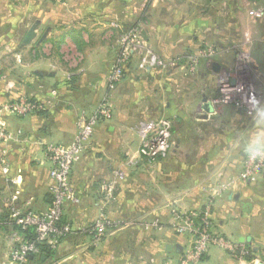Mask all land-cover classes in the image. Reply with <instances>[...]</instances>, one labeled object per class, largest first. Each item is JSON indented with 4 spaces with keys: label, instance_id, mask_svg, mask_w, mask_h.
<instances>
[{
    "label": "rangeland",
    "instance_id": "rangeland-1",
    "mask_svg": "<svg viewBox=\"0 0 264 264\" xmlns=\"http://www.w3.org/2000/svg\"><path fill=\"white\" fill-rule=\"evenodd\" d=\"M36 22V38L23 48L18 46ZM65 24L101 32L95 39L96 44L86 48L88 54H79L73 48L66 51L67 67L53 58L55 47H47L48 33L60 32V25ZM6 25L14 27L3 32ZM103 30H107L105 37L101 36ZM0 52V97L4 98L7 90L16 93L1 104L0 124L12 133L18 131L10 129L9 119L17 123L23 117L39 114L24 110V100H33L26 90L30 92L39 88L44 94V101L37 100L43 104L44 112L53 103L51 96L47 100L48 71L64 74L65 71L85 70L88 73L91 72L90 64H94V71L98 73L107 68L106 92L101 99H108L106 106L99 108L100 102L92 113L76 108L79 116L75 119L74 138L68 143L45 145V151L51 144L71 145L83 126L90 127L82 150L71 163L69 185L72 200L63 201L57 220L51 218L52 204L46 208H19L22 213L28 211L44 216L41 218L47 220L45 224L50 235H61L63 229L68 233L61 240L52 242L51 246L57 252L54 259L42 261L39 253L34 259H31L32 255L25 264H75L76 255L87 257L93 253L86 249V252L77 254L74 246L82 244V240L88 242L87 246L93 251L99 252L100 248L105 250L104 243L111 241L108 252L111 251V257L116 259L114 250L123 249L124 244L119 247L114 237H122L129 230L126 234L132 239L125 248L134 253L140 247V228L145 232L160 230L166 222H171L179 238L190 239L177 264L184 258L186 250L201 246L200 241L205 244L201 239L204 231L211 235V240L196 264L206 260L212 250L225 253L236 264H240V259L251 262L252 251L234 236L226 235L224 224L214 213L220 212L224 205L234 210L236 203L233 200L230 201L233 204L228 203L225 199L231 193L238 194L240 183L251 187L264 182V160L250 161L236 147L239 140L255 129L258 113L264 117V0H0ZM47 58H51L49 62ZM237 72L238 81L234 88L224 87L232 85ZM245 76L259 95L252 110L242 104L237 92L243 89L236 86L244 85ZM47 101L51 103L47 105ZM13 105H17L18 110L12 108ZM82 111L84 113H80ZM93 117L96 119L91 122ZM150 121L170 125L169 146L162 155L141 153V125ZM40 123L41 127L45 124ZM108 126L114 128L116 148L126 144L132 150L138 148L146 163L161 164L170 172L168 176L174 170L178 171L177 180L186 185L195 183L191 190H185L182 202L179 199L169 207V221L113 219L106 214L108 203L101 206L103 214L98 219L83 223L76 220L74 203L77 197L72 185V170L92 148V138L100 132L106 133ZM127 160L131 161L132 167L137 165L135 158L128 157ZM253 167H258L257 172L253 173ZM125 178L124 173L120 174L118 182ZM52 183V180L48 183L50 196H53ZM61 218L67 225L59 229L55 222ZM101 221L106 223L105 231L98 233L96 225ZM10 237L12 248L16 242L23 241L22 236L18 241ZM108 264H112L111 261Z\"/></svg>",
    "mask_w": 264,
    "mask_h": 264
},
{
    "label": "crops",
    "instance_id": "crops-1",
    "mask_svg": "<svg viewBox=\"0 0 264 264\" xmlns=\"http://www.w3.org/2000/svg\"><path fill=\"white\" fill-rule=\"evenodd\" d=\"M67 25H60V32L55 30L47 35V47H55L53 58L65 63L66 67L65 56L69 48H73L79 54H88L86 48L96 44L95 39L101 34L96 30L93 31L94 28L88 30L86 27L76 28ZM103 31H105L104 35L101 36L105 37L107 30ZM49 59L51 58H47V62L50 61ZM13 60L12 58V62ZM56 60L52 61L56 62ZM68 65L71 66L70 63ZM90 65L91 72H88L90 75L85 73V70L73 72L72 68H68L70 71L73 70L72 73L65 71L64 74H60V71H48L47 100L52 90L57 92V96L53 98V103L48 105L47 111L31 118L23 117L17 123L8 120L10 129L15 132L20 131V134L17 135L18 141L5 143L0 139V264L7 263L12 249L9 237L12 236L11 240L15 237L12 234L13 214L20 207L46 208L50 205L48 183L51 182V163L47 160L45 145L70 142L76 135L75 119L79 116L75 109L83 108L92 113L106 92L107 68L98 73L94 71V64ZM9 91L5 92L4 98L0 97V106L5 99H12L16 95L15 92ZM25 93H29L33 99L45 100L39 88L30 92L26 90ZM27 118L30 119L26 120ZM40 122L45 123L44 126L41 127ZM106 129L108 130L106 133L100 132L92 138V148L72 170V185L77 197L74 203L76 220L83 223L98 219L103 214V205L108 203L106 214L113 219L122 218L132 222L136 219L156 218L169 221L171 219L169 207L177 203L179 199L182 202L185 190H191L195 187V183L186 185L177 180L179 179L178 171L174 170L168 176L170 172L161 164L146 163L141 159L138 148L137 151L132 150L128 144L116 148L118 145L116 146L113 126H108ZM128 141L131 140L128 139ZM4 150H6L5 155ZM4 157L7 159L6 165L2 161ZM128 157L135 158L137 165L132 167L131 161L127 160ZM123 173L125 180L118 182L119 175ZM238 191V194L231 193L225 199L228 203H231V200L236 203L234 210L231 206L224 205L221 211H215L214 215L224 224L223 229L226 235L234 236L239 243L252 249L251 262L248 259H240V264H260L261 262L264 264V182L253 184L251 187H248L246 183H240ZM17 193L19 194L16 197ZM110 193L113 197H110ZM192 205L196 204L192 203ZM128 231L123 233L122 237H114L117 238L119 247L124 244L125 248L126 243L132 239V236L126 234ZM189 242V237L179 238L171 222L170 224L166 222L160 230L145 232L140 228L139 250L132 253L131 249L125 248L123 251L124 248H118L114 250L116 259L111 257V251L108 252L111 241L104 243L105 250L97 248L99 252L93 251L94 249L87 246L88 242L82 240V244L74 246L77 254L86 252V249L93 253L91 252L92 254L87 257L76 255L74 262L75 264H108L110 261L112 264L119 262L122 264H176L182 249L188 246ZM168 245L173 246L171 251L167 250ZM149 257H154L155 260ZM206 257L201 264L237 263L225 253L213 250Z\"/></svg>",
    "mask_w": 264,
    "mask_h": 264
},
{
    "label": "built area",
    "instance_id": "built-area-1",
    "mask_svg": "<svg viewBox=\"0 0 264 264\" xmlns=\"http://www.w3.org/2000/svg\"><path fill=\"white\" fill-rule=\"evenodd\" d=\"M56 93L52 92V99L55 97ZM50 101H47V105L50 104ZM108 103V99L105 97L101 104L99 105V108H104L106 104ZM23 108L25 111H39L44 108L43 104L39 102H31L29 100H24L23 102ZM12 108L15 110H18L17 105H13ZM98 108V109H99ZM97 114H99V111H97ZM96 119V117H93L91 119V122H93ZM145 126L144 129H142V135H143V145L141 153L143 155H162L169 146V128L170 125L167 122H162L160 124H156L154 121H150L149 123L143 124ZM142 126V125H141ZM90 132V127L83 126L81 128V132L77 138V140L68 146L62 147L57 146L54 144H51L47 147V160L51 163L52 169L50 171V178L53 181L51 184V190L52 194L54 196V202H53V208L51 210V218L52 219H58L60 206L62 205L64 200H72V191L69 185V173L71 168L72 161L78 157L80 151L83 147V140L86 138V136ZM20 134V131L16 133L9 132L4 129V124H0V139L1 140H13L17 141V135ZM6 154V150H4V155ZM2 161L7 164V159L4 157ZM258 167H253V173L257 172ZM19 193L16 194V197ZM26 213H22V211L17 210L13 214V219L16 221L17 224H20L24 227H27L29 225H33L36 227V233L39 235L41 240H49L48 242L52 244L53 239L50 238L49 232H47V223L45 222V218H41L44 216H36L33 215L31 212L25 211ZM178 212H175L174 214H177ZM56 223V222H55ZM45 224V225H44ZM106 223L103 221L98 222L96 225V229L98 233H103L105 231V225ZM57 231V229H54V232ZM205 235L201 237L203 241H205V244H203L201 241L199 244L201 246H197L194 249H188L184 252V258L182 257V260L180 264H196L198 260L201 259V255L203 254L205 250V245L211 240V235L204 231ZM19 236L14 237V241H18ZM222 242V240H221ZM238 248L242 247V245L236 246ZM38 253V248L30 242L25 241H19L17 244H15L10 252L8 261L6 264H25L27 260L33 255ZM247 253V252H246ZM255 263V262H252ZM177 264V263H176Z\"/></svg>",
    "mask_w": 264,
    "mask_h": 264
},
{
    "label": "trees",
    "instance_id": "trees-1",
    "mask_svg": "<svg viewBox=\"0 0 264 264\" xmlns=\"http://www.w3.org/2000/svg\"><path fill=\"white\" fill-rule=\"evenodd\" d=\"M8 29H11V27L8 25H6V26H4V28H2L3 32H4V30L6 31ZM18 46H20V44H18ZM37 76H39V78H42L41 74L40 75L37 74ZM32 102H39V101H37L36 99H33ZM37 112H39V114L44 113V111H42V110L37 111ZM51 195H53V194H51ZM53 202H54V196H51L50 205L51 204L53 205ZM13 222H14L13 223L14 231L12 232V234H14L15 236H19V237L22 236L23 241L33 243L38 248V253L33 254V257H31V259L32 258L34 259V256H36L39 253H41V256H39V257H40V260H42V261L45 260L46 258L47 259L48 258L49 259L55 258L56 254H57V252L55 251L56 249L51 246V244L48 242L49 241L48 239L47 240H41L40 239L39 235L36 233V227L35 226L29 225L27 227H24L20 224H17L15 220H13ZM56 225H57V228L62 229V227H64L67 224L64 221V218H61L60 220H58L56 222ZM61 233H62L61 235L60 234H51L50 238L53 240L59 241V240H61L62 237L66 236L68 232L63 229ZM16 244H17V242H16ZM249 249H250V251H252L251 248H249ZM252 254H253V252H252ZM43 256L45 257L44 259H43ZM248 257H250V255ZM250 258H253V257H250Z\"/></svg>",
    "mask_w": 264,
    "mask_h": 264
},
{
    "label": "clouds",
    "instance_id": "clouds-1",
    "mask_svg": "<svg viewBox=\"0 0 264 264\" xmlns=\"http://www.w3.org/2000/svg\"><path fill=\"white\" fill-rule=\"evenodd\" d=\"M250 161L264 160V117L258 113L256 127L236 143Z\"/></svg>",
    "mask_w": 264,
    "mask_h": 264
},
{
    "label": "water",
    "instance_id": "water-1",
    "mask_svg": "<svg viewBox=\"0 0 264 264\" xmlns=\"http://www.w3.org/2000/svg\"><path fill=\"white\" fill-rule=\"evenodd\" d=\"M37 30H38V22H36L34 25H32L29 28V30L27 31L24 39L22 40L21 47L27 46V45L31 44V42H33V40L37 36ZM238 75H239V72H237L234 75L232 83H231L232 85H229V86L223 85V86L224 87H228L230 89L234 88L235 84L238 81V80H236L238 78ZM244 79H245L246 82L244 83L243 86H236L237 88L243 87V89L241 91H237V92L240 93V99L242 101V104L245 107H247L248 109L252 110V108L258 102L259 95H258V92H257L256 88L251 87V85L248 83V77L245 76ZM172 249H173L172 245H168L167 246V250L168 251H171ZM260 264H263V263L261 262Z\"/></svg>",
    "mask_w": 264,
    "mask_h": 264
},
{
    "label": "bare ground",
    "instance_id": "bare-ground-1",
    "mask_svg": "<svg viewBox=\"0 0 264 264\" xmlns=\"http://www.w3.org/2000/svg\"><path fill=\"white\" fill-rule=\"evenodd\" d=\"M251 77V76H250ZM251 80V79H250ZM250 82V81H249ZM255 83V82H254ZM252 84V83H251ZM256 86V85H255ZM241 91V90H240ZM239 95H240V93H239ZM145 128V126L144 125H142V127H141V130L142 129H144Z\"/></svg>",
    "mask_w": 264,
    "mask_h": 264
}]
</instances>
